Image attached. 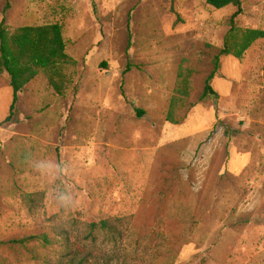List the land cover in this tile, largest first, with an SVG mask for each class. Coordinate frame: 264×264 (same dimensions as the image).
<instances>
[{
	"label": "rangeland",
	"instance_id": "rangeland-1",
	"mask_svg": "<svg viewBox=\"0 0 264 264\" xmlns=\"http://www.w3.org/2000/svg\"><path fill=\"white\" fill-rule=\"evenodd\" d=\"M241 1L238 26L262 29L264 0ZM5 8L10 32L59 25L72 62L60 92L39 73L0 127V264H57V245L18 242L105 220L121 236L98 239L96 264H264V40L220 58L217 99H200L235 8L0 0V21ZM180 66L193 91L172 125ZM11 99L1 72L0 122Z\"/></svg>",
	"mask_w": 264,
	"mask_h": 264
},
{
	"label": "trees",
	"instance_id": "trees-1",
	"mask_svg": "<svg viewBox=\"0 0 264 264\" xmlns=\"http://www.w3.org/2000/svg\"><path fill=\"white\" fill-rule=\"evenodd\" d=\"M205 1L215 10L232 6L235 11L229 17V28L223 39L222 47L217 49L213 55L212 71L205 79L201 100L209 97L217 99L218 95L210 82L220 68V58L240 59L255 42L264 40V27L248 29L238 26L237 19L243 12L241 0ZM6 7L8 8V4ZM7 8L4 9L0 21V73L3 72L8 76L12 99L9 114L0 122V127L11 119L18 102V94L39 73H43L48 84L55 91L60 92L63 69L72 62L66 54V46L59 25L23 26L10 32L4 17ZM262 70L264 72V61ZM192 76L191 69L184 66L178 68L166 115V121L172 125H180L184 121L183 110L187 108L186 104L193 91ZM115 223L118 221L105 220L87 224L84 234H72L62 230L55 231L53 239L43 234L38 237H28L18 243L40 240L45 245H57L60 250V260L57 264H96L92 250L96 247L98 239L116 241L121 236Z\"/></svg>",
	"mask_w": 264,
	"mask_h": 264
},
{
	"label": "clouds",
	"instance_id": "clouds-1",
	"mask_svg": "<svg viewBox=\"0 0 264 264\" xmlns=\"http://www.w3.org/2000/svg\"><path fill=\"white\" fill-rule=\"evenodd\" d=\"M38 167L46 171V170L53 168L54 165L48 162H42L41 164L38 165ZM61 199H65V197L62 196Z\"/></svg>",
	"mask_w": 264,
	"mask_h": 264
}]
</instances>
